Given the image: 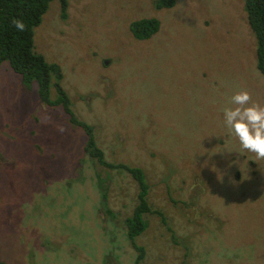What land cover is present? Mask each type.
Masks as SVG:
<instances>
[{
    "label": "rangeland",
    "instance_id": "rangeland-1",
    "mask_svg": "<svg viewBox=\"0 0 264 264\" xmlns=\"http://www.w3.org/2000/svg\"><path fill=\"white\" fill-rule=\"evenodd\" d=\"M244 5L68 0L65 16L62 0L49 2L34 49L60 64L62 77L52 79L106 160L144 170L151 212L138 250L126 225L138 181L90 156L86 129L5 61L0 264H137L139 255L138 264H264V187L255 182L264 160L224 122L242 89L264 106ZM150 19L159 30L138 36L133 25ZM58 95L51 87L50 99Z\"/></svg>",
    "mask_w": 264,
    "mask_h": 264
},
{
    "label": "trees",
    "instance_id": "trees-1",
    "mask_svg": "<svg viewBox=\"0 0 264 264\" xmlns=\"http://www.w3.org/2000/svg\"><path fill=\"white\" fill-rule=\"evenodd\" d=\"M51 0H0V66L3 62L9 61L12 68L21 77L23 82L32 86H40V97L51 106L61 105L65 112L76 121L70 100L66 95L59 79L53 80V76L62 77L59 63H49L42 55L34 49L35 28L41 23L43 15L48 9ZM63 1V12L68 15V0ZM245 11L249 20L250 28L254 31L256 40L258 67L264 74V0H244ZM13 18H19L26 24L23 32H18L12 24ZM154 20L136 22L133 28L138 36L149 38L158 30V23ZM160 23V21H159ZM252 31V32H253ZM51 87H55L59 95L56 100L50 99ZM72 121V122H73ZM86 129L88 141L86 150L90 156L96 158L101 165H109L115 168H124L130 171L139 183V197L136 208L131 216L126 219L128 237L131 242H136L148 227L145 214L151 212V205L148 201L150 185L147 182L146 174L140 167H128L124 164L114 165L106 160L103 150L97 145L95 134L91 126L82 121H76ZM106 196V195H105ZM138 246V245H137ZM136 246V249L143 250V247ZM141 255L138 256L137 264Z\"/></svg>",
    "mask_w": 264,
    "mask_h": 264
},
{
    "label": "clouds",
    "instance_id": "clouds-1",
    "mask_svg": "<svg viewBox=\"0 0 264 264\" xmlns=\"http://www.w3.org/2000/svg\"><path fill=\"white\" fill-rule=\"evenodd\" d=\"M12 24L18 32L26 29L22 19L13 18ZM230 103L233 106L224 109L225 126L243 150L254 153L257 160H264V106L253 101L246 89L236 92Z\"/></svg>",
    "mask_w": 264,
    "mask_h": 264
},
{
    "label": "flooded vegetation",
    "instance_id": "flooded-vegetation-1",
    "mask_svg": "<svg viewBox=\"0 0 264 264\" xmlns=\"http://www.w3.org/2000/svg\"><path fill=\"white\" fill-rule=\"evenodd\" d=\"M101 95V94H100ZM115 109V112L117 113V112H119L116 108H114ZM106 113H107V115L108 116H110L111 115V113H112V111H109V112H107L106 111ZM3 160V159H2ZM1 161V160H0ZM4 163H6L5 161H4ZM197 181H199V179H196ZM264 175H259V173L255 176V182L258 184V185H261V186H263L264 187ZM263 181V182H262ZM262 182V183H261ZM260 183V184H259ZM198 198V200H199V197H197ZM186 204V203H185ZM192 204H195V202H192Z\"/></svg>",
    "mask_w": 264,
    "mask_h": 264
}]
</instances>
